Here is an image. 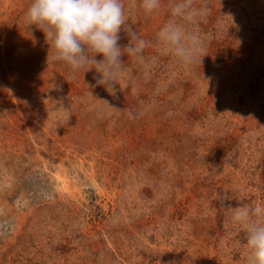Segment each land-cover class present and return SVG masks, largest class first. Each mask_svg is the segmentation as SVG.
Wrapping results in <instances>:
<instances>
[{
    "label": "rangeland",
    "instance_id": "1",
    "mask_svg": "<svg viewBox=\"0 0 264 264\" xmlns=\"http://www.w3.org/2000/svg\"><path fill=\"white\" fill-rule=\"evenodd\" d=\"M30 2L0 0V264H246L226 206L264 207V0H206L194 64L155 41L173 0H124L148 46L116 98L51 60Z\"/></svg>",
    "mask_w": 264,
    "mask_h": 264
},
{
    "label": "clouds",
    "instance_id": "2",
    "mask_svg": "<svg viewBox=\"0 0 264 264\" xmlns=\"http://www.w3.org/2000/svg\"><path fill=\"white\" fill-rule=\"evenodd\" d=\"M140 7L152 14L161 7V0H141ZM207 13L206 0H173L169 19L155 33L156 43L178 63H201L205 45L193 29ZM25 24L30 33L35 28L44 34L52 61L65 64L73 76L95 69L92 87L102 86L113 98L120 91L117 85L125 56L143 62L148 46L128 24L124 0H31ZM122 32L128 37L123 45ZM53 88L62 90L58 84ZM57 102L70 118L68 106ZM221 199L223 203L231 197L224 193ZM226 208L231 210V221L244 230L246 264H264V207L240 204Z\"/></svg>",
    "mask_w": 264,
    "mask_h": 264
}]
</instances>
